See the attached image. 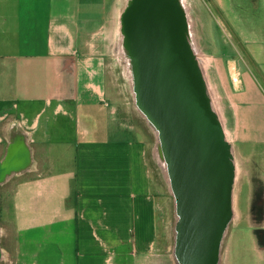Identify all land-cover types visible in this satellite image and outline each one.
I'll return each instance as SVG.
<instances>
[{"label":"crops","instance_id":"1","mask_svg":"<svg viewBox=\"0 0 264 264\" xmlns=\"http://www.w3.org/2000/svg\"><path fill=\"white\" fill-rule=\"evenodd\" d=\"M129 3L0 0V162L13 147L20 168L1 185L3 264H179L161 240L155 155L110 92L113 63L127 66L119 49ZM198 3L207 18L193 23L197 52L215 61L226 46L213 27L241 52L229 86L213 67L225 84L219 121L240 159L217 264H264V137L248 129L264 107V0Z\"/></svg>","mask_w":264,"mask_h":264},{"label":"water","instance_id":"2","mask_svg":"<svg viewBox=\"0 0 264 264\" xmlns=\"http://www.w3.org/2000/svg\"><path fill=\"white\" fill-rule=\"evenodd\" d=\"M186 23L180 0H130L122 15L136 105L157 133V153L177 194L175 258L217 264L232 215L234 164ZM11 150L0 162L4 174L20 169Z\"/></svg>","mask_w":264,"mask_h":264},{"label":"rangeland","instance_id":"3","mask_svg":"<svg viewBox=\"0 0 264 264\" xmlns=\"http://www.w3.org/2000/svg\"><path fill=\"white\" fill-rule=\"evenodd\" d=\"M186 6H188V10L191 12L188 14V21H189V38H191V35L194 34V25L193 23L196 22V19L200 17L201 15L207 18V14H203L204 11H198L199 9H196L195 7L198 6L197 2L200 3V1L207 2L208 0H182ZM198 3V4H199ZM201 4V3H200ZM202 8V6H201ZM207 9V8H206ZM204 10V9H202ZM213 13V9L208 11V14L210 17H213L214 20L217 19V14H211ZM208 16V17H209ZM215 26V24H214ZM192 27V30H191ZM210 35L216 42H220L222 40L226 41L224 43V46L221 53L215 54L217 56V60H210L207 57L201 56L198 52L199 59L201 60V67L205 75V84L208 96L210 97L211 106L214 109V112L216 113L217 117L222 120V106H225V103H223L226 99V95L223 93L225 92V89L223 90L221 87L222 85L229 86V71L233 69V65L237 62L239 59V55H241V52L234 51L232 48H227V43L229 42V39L225 36L221 37V33L213 27L212 30H210ZM192 39H190L191 41ZM195 42V39L193 40ZM196 43V42H195ZM197 46V44H196ZM202 48V47H200ZM199 51V48H196V51ZM209 53L212 51H208ZM207 52V54H209ZM240 53V54H239ZM211 54V53H210ZM115 67L113 69L116 71V78H112L109 80V86H110V92L111 96L113 97V100L116 101L115 105L118 108L119 115L121 119L126 123V126L131 130V132L137 137L143 139L149 148L150 154L155 155V159L151 156V169H152V180L153 182H156L158 185L156 192L159 194V202L161 207V213L164 215L165 218V228L162 229L164 232L163 236V244L167 249L168 255H174L177 251V241L179 236V214H178V206H177V194L174 191L172 187V182L169 175L168 165H166L165 162H162L159 157L157 156V137L155 135V132L145 116L141 113V111L138 109L136 105V98L134 93V86H133V80L130 78V74H128V69L126 64L119 58V62L113 63ZM220 70H223L224 74V81L218 80L215 78V75H213L214 66L220 65ZM229 67L231 69H229ZM220 72V73H221ZM238 70H235V73H237ZM233 73V70H232ZM233 80L237 81L236 75L233 74ZM220 88H219V87ZM219 88V90H218ZM264 107H260L258 111L253 113V123L249 126V132L250 135L257 137V136H263L264 137V120L259 119L260 113L264 114V110L261 109ZM225 131H228V128H225ZM226 132V133H227ZM227 139L231 142L232 134H226ZM228 141V142H229ZM232 157H233V164H234V184L232 186L236 189L238 188V182H239V165H240V159H239V153L238 148L234 147L232 142L230 143ZM161 161V162H160ZM165 163V164H164ZM166 166V167H165ZM252 166V174L255 173V165ZM245 167V166H244ZM241 169H244L241 167ZM235 185V186H234ZM3 186L0 185V196L3 192ZM241 209V208H240ZM242 210V209H241ZM159 213V212H158ZM5 225L3 222L0 221V235L2 233V230H5ZM3 247V241L1 239L0 243V249ZM167 262L169 264V260L167 259ZM0 264H3V260L0 261Z\"/></svg>","mask_w":264,"mask_h":264},{"label":"bare ground","instance_id":"4","mask_svg":"<svg viewBox=\"0 0 264 264\" xmlns=\"http://www.w3.org/2000/svg\"><path fill=\"white\" fill-rule=\"evenodd\" d=\"M181 2V8L184 10V12H186L187 10H188V8H187V6H186V4L183 2V1H180ZM188 16V15H187ZM188 19V18H187ZM187 22L188 23H186V24H188V32L187 31H185V35H186V39H187V37H188V39H189V44H190V47L192 48V50L194 51V53H196V57H197V62H198V64H199V66H200V68H201V71H202V67H201V60L198 58V56H197V51H196V45H195V43H194V41H193V39H192V35H191V38H189V29H190V26H189V21L187 20ZM122 45L120 46V49H119V55H121L123 58H125V60H126V63H127V68H128V70L132 73V71H133V63H132V61H130V59H129V57H128V50H127V43H126V36H125V34H124V32L122 31ZM190 39H192L191 41H190ZM202 74H203V72H202ZM133 80V79H132ZM207 90V89H206ZM209 99H210V97H209ZM211 102V101H210ZM212 110L214 111V109H213V107H212ZM215 113V112H214ZM216 114V113H215ZM216 118H217V120H219V118L217 117V115H216ZM154 130V129H153ZM154 132H155V130H154ZM155 135H156V137H157V133L155 132ZM156 152H157V150H156ZM157 156L159 157V155H158V153H157ZM160 159V158H159ZM162 162H165L166 163V161L165 160H163V159H160ZM160 161V162H161ZM164 163V164H165ZM166 165H167V163H166ZM166 167V166H165ZM3 171L2 170H0V185H2L1 183H3L6 179H7V177L9 176V175H11L10 174V172H9V174H7V173H2ZM11 172H15V170H13V171H11ZM0 255H1V249H0Z\"/></svg>","mask_w":264,"mask_h":264}]
</instances>
